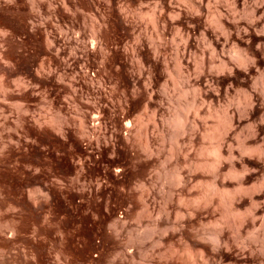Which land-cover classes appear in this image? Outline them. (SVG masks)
<instances>
[{
  "label": "rangeland",
  "instance_id": "1",
  "mask_svg": "<svg viewBox=\"0 0 264 264\" xmlns=\"http://www.w3.org/2000/svg\"><path fill=\"white\" fill-rule=\"evenodd\" d=\"M0 264H264V0H0Z\"/></svg>",
  "mask_w": 264,
  "mask_h": 264
},
{
  "label": "bare ground",
  "instance_id": "2",
  "mask_svg": "<svg viewBox=\"0 0 264 264\" xmlns=\"http://www.w3.org/2000/svg\"><path fill=\"white\" fill-rule=\"evenodd\" d=\"M153 24H154V26L157 24V19L156 18H154V20H153ZM246 60V58L244 57V56H240V55H238L237 56V61L240 63V64H242V63H244V61ZM180 111V110H179ZM179 113V112H178ZM180 113H182L181 111H180ZM179 113V114H180ZM177 114V113H176ZM183 114V113H182ZM178 115V114H177ZM185 119H183V117H179V116H174L173 117V119H171V122H170V124H171V126H172V129L174 130V135H178V133L179 132H182L183 130H184V128H185V125H186V123H185V121H184ZM170 126V127H171ZM225 126V125H224ZM219 135H221V134H219ZM174 137V136H173ZM220 137V136H219ZM219 137H218V140H219V143L216 141L215 142V145L213 146V148H212V156H213V160L211 161V163L209 164L210 165V168H209V165H208V169L210 170L211 169V171L213 172L214 171V177L216 178V175H215V173H217V171H215L216 169L218 170V168L220 167L221 168V166H219L220 165V163L222 162V156H223V154H221V145H219L220 144V139H219ZM245 147V148H244ZM246 148L247 149H249V147H246V146H244V145H242V148L240 149L241 151H243V152H247V151H249V150H247L246 151ZM250 150H252V152H253V149H251L250 148ZM250 152V151H249ZM230 158H231V156H230ZM229 158V159H230ZM222 165H223V163H221ZM232 165V164H231ZM231 165H230V170H228V171H230L227 175L229 176V178L230 179H233V178H235V179H237L236 177H238V175H239V172L237 171H235L234 170V168L235 167H233L234 165H232V167H233V170H232V167H231ZM219 166V167H218ZM220 171V170H219ZM218 171V172H219ZM241 174V173H240ZM233 177V178H231V177ZM239 177H240V175H239ZM173 179L175 180H173L174 182H177L178 180H179V174L178 173H175V175L173 176ZM216 192H218V190H214V192L213 193H216ZM225 194V193H224ZM224 194H223V197H224ZM227 194V193H226ZM230 195V194H229ZM232 195V194H231ZM228 197H230L231 198V196H228ZM233 197V196H232ZM225 198H226V196H225ZM227 199V203H231V200L230 199H228V198H226ZM230 203L228 204V205H230ZM229 210H231L229 213L230 214H232V209L230 208ZM149 234H151V233H149V231H145V232H143V236H141V239L143 238H147V237H149ZM140 236V235H139ZM138 236V237H139ZM143 239H142V241H143ZM137 240H138V238H137ZM214 242L215 243H218V240L217 239H214ZM193 253H191V254H189V256L190 255H192ZM205 255H206V252H205V249H200L198 252H195V258L198 260V261H200V263H201V261H203V263H204V260H205ZM188 256V258L187 259H190V257ZM193 256H191V257H193ZM207 256V255H206ZM196 259H194L195 261H196ZM192 260H193V258H192ZM188 261V260H187Z\"/></svg>",
  "mask_w": 264,
  "mask_h": 264
},
{
  "label": "built area",
  "instance_id": "3",
  "mask_svg": "<svg viewBox=\"0 0 264 264\" xmlns=\"http://www.w3.org/2000/svg\"><path fill=\"white\" fill-rule=\"evenodd\" d=\"M118 215H119V217H122V216H121V213H119Z\"/></svg>",
  "mask_w": 264,
  "mask_h": 264
}]
</instances>
